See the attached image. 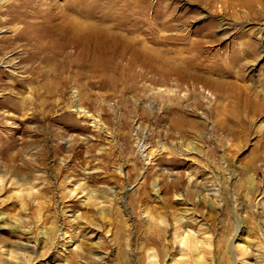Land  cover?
<instances>
[{"label":"rangeland","instance_id":"374dc122","mask_svg":"<svg viewBox=\"0 0 264 264\" xmlns=\"http://www.w3.org/2000/svg\"><path fill=\"white\" fill-rule=\"evenodd\" d=\"M1 217L0 264H264V0H0Z\"/></svg>","mask_w":264,"mask_h":264},{"label":"bare ground","instance_id":"6f19581e","mask_svg":"<svg viewBox=\"0 0 264 264\" xmlns=\"http://www.w3.org/2000/svg\"><path fill=\"white\" fill-rule=\"evenodd\" d=\"M17 2V1H16ZM19 5V4H18ZM27 6V5H26ZM9 7H10V5H9ZM13 7V6H12ZM18 10V9H17ZM31 11V10H30ZM7 12V11H6ZM15 12V11H14ZM21 12V11H20ZM25 12V11H24ZM38 12V11H37ZM27 13V12H26ZM21 14V13H20ZM38 15V14H37ZM39 16V15H38ZM25 17H27V18H29V12L26 14V16H24L23 18H21V17H16V18H11L10 20H9V22L10 23H17L18 24V22H22V21H24L25 20ZM44 17V16H43ZM26 18V19H27ZM47 19H49V18H47ZM52 19V18H51ZM44 20V19H43ZM53 20V19H52ZM45 21V20H44ZM51 23V22H50ZM55 23V22H54ZM9 24V23H8ZM79 24V25H78ZM19 25V24H18ZM59 26L61 27V24L59 25V23H56L55 24V26L54 27H51V26H49V27H47L46 26V31H49V32H54L53 30L55 29V28H57V29H59ZM70 26L72 27V29H73V31L74 30H79L80 29V23H78L75 19H71L70 20ZM84 27V26H83ZM18 29V28H17ZM16 30V29H15ZM19 30V29H18ZM70 30H71V28H70ZM21 33H22V35H23V37L22 36H20V37H13L14 38V45L13 46H16V47H19V48H21V51H20V53L18 54L19 55V63L20 64H23L24 65V67H23V69H24V72H26V73H32V74H38V73H40V72H44V75L42 76V78H43V80L45 81V85H46V87L47 88H49V89H47V94H49V91H50V96H48V99L46 100V105H47V107H51V106H54V105H56V106H59L60 104H61V99H58L57 101H54L53 103L51 102V101H49L51 98H52V90H50L51 88V86H53L54 84H57L58 85V83L59 82H57V83H55L56 81V79L55 78H57L58 76H56L55 78L54 77H52V75H49L48 77H47V75L48 74H46L45 75V72H50V71H54V70H58V69H60L62 66H59L58 64H59V62L56 60V59H54V58H56V57H62L64 54H66L65 53V51H64V49L65 48H67V47H62V46H59L58 47V45L57 44H52V45H56V50H54V48H51L53 51L50 53V51H49V53L51 54L50 56L48 55V54H46V51H43L42 50V48L40 49V48H38L37 46L35 47V46H30L29 45V23H26V25L24 26V28H23V30L21 31ZM35 33V32H34ZM15 34H17V33H15ZM24 35H26V36H24ZM34 35V34H33ZM35 35H36V33H35ZM38 35V34H37ZM36 35V36H37ZM41 35H42V33H41ZM54 35V34H53ZM105 35V34H104ZM106 36V35H105ZM108 36V35H107ZM34 37V36H33ZM112 37V36H111ZM117 37V36H116ZM36 38V37H35ZM42 38H43V36H41V40H42ZM47 38V37H46ZM45 38V39H46ZM32 39V38H31ZM39 39V38H38ZM11 41V40H10ZM33 42V41H32ZM40 44V43H39ZM46 44V43H45ZM46 46V45H45ZM48 50H49V48H48ZM48 53V52H47ZM67 55V54H66ZM51 57H53V58H51ZM65 58V57H64ZM64 58H62V59H64ZM65 61V60H64ZM35 64H37V66L35 67L34 65ZM14 66V65H13ZM60 71V70H59ZM58 72V71H57ZM59 73V72H58ZM61 73H62V71H61ZM53 74V73H52ZM56 75H58V74H56ZM47 78H51V80L52 79H54L53 80V82H51V83H48V81H47ZM61 79V78H60ZM55 81V82H54ZM59 81V80H58ZM47 94H46V96H47ZM61 96V95H60ZM47 98V97H46ZM61 98V97H60ZM25 101L26 100H24L23 101V103H22V105L25 103ZM25 105V104H24ZM69 109H71L73 112H75L77 115H78V117H87L86 116V114H85V112L78 106V104H77V100L75 99V97H73V99H72V101H71V103H70V106L68 107ZM137 151H138V153H140V154H142V152H143V145L141 144V143H138L137 144ZM58 151V150H57ZM24 153H27L28 154V151H25V150H22V149H19L16 153H14V154H11L10 156H8V158H9V160L10 161H13V159L14 158H16V157H20V156H22ZM55 154V153H54ZM9 155V154H8ZM22 166L25 168V169H28V171H29V161H24L23 162V164H22ZM22 180V186H29V172L27 173V175L25 176V178L24 179H21ZM156 187V184L155 183H153V185H152V188H154V189H156L155 188ZM22 188V187H21ZM25 188V190H27L26 192H27V194L26 195H24V196H17V199H18V201L20 202H22L24 199H27V200H29V187H24ZM159 190V189H158ZM74 194V191H70L69 192V195H73ZM108 194L107 193H102V194H99V195H91V194H89V199H97V197H101V198H103L104 200H106L107 202H109L110 201V199L108 200ZM112 196V195H111ZM113 197V196H112ZM25 204L24 203H21V207H23ZM26 207V206H25ZM24 208V207H23ZM22 211H24L23 209H22ZM2 217L0 218V221H2ZM14 225V224H13ZM12 232L13 233H15V225L14 226H12ZM52 232H53V230H51ZM27 234V232H24V231H22L21 232V237L22 236H24V235H26ZM44 235V234H43ZM46 236V235H45ZM69 239H70V241H72V239L69 237ZM154 240V239H153ZM193 246V245H192ZM84 264H102L101 262H92V261H84Z\"/></svg>","mask_w":264,"mask_h":264}]
</instances>
